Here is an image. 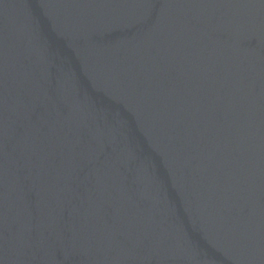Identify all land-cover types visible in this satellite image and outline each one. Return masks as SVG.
<instances>
[{"label":"water","instance_id":"1","mask_svg":"<svg viewBox=\"0 0 264 264\" xmlns=\"http://www.w3.org/2000/svg\"><path fill=\"white\" fill-rule=\"evenodd\" d=\"M0 264H264V0H0Z\"/></svg>","mask_w":264,"mask_h":264}]
</instances>
